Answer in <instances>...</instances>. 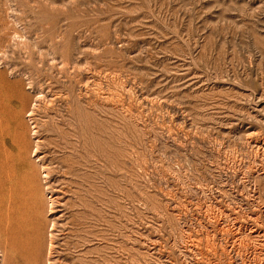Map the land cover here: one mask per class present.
Here are the masks:
<instances>
[{
  "label": "rangeland",
  "instance_id": "rangeland-1",
  "mask_svg": "<svg viewBox=\"0 0 264 264\" xmlns=\"http://www.w3.org/2000/svg\"><path fill=\"white\" fill-rule=\"evenodd\" d=\"M0 183V264H264V0H0Z\"/></svg>",
  "mask_w": 264,
  "mask_h": 264
},
{
  "label": "bare ground",
  "instance_id": "bare-ground-1",
  "mask_svg": "<svg viewBox=\"0 0 264 264\" xmlns=\"http://www.w3.org/2000/svg\"><path fill=\"white\" fill-rule=\"evenodd\" d=\"M8 89H9V87H8ZM9 91H10V89H9ZM30 102H33L34 103V101H30ZM29 102V105L31 104ZM32 103V104H33ZM26 104H27V102H26ZM38 104H36L35 103V105H33L34 107L33 108H28V113L26 114L29 118H30V120H31V125H30V131H31V133L29 132V134H28V129L27 128H29L28 126H27V128L25 127L24 128V132L23 133H19V132H15V134H16V136L15 137H19L20 136V140H21V142L25 145V143H27V140H28V137H30V134H32L33 136H37L38 135V133H39V130H38V123H36L35 122V118H34V115H35V108H37L38 106H37ZM31 106V105H30ZM29 106V107H30ZM37 106V107H36ZM30 109V110H29ZM27 112V111H26ZM32 137V136H31ZM37 146V145H36ZM36 149V148H35ZM34 150V149H33ZM35 151V150H34ZM33 151V152H34ZM29 184H30V187H32L33 186V184H32V182L33 183H35L34 182V179L32 178V177H29ZM1 189H2V185H1V183H0V232L2 233L3 232V226H4V218H5V216H4V214H3V199H1ZM3 196V195H2ZM36 231V230H35ZM33 232V231H32ZM31 232V233H32ZM34 233V232H33Z\"/></svg>",
  "mask_w": 264,
  "mask_h": 264
}]
</instances>
